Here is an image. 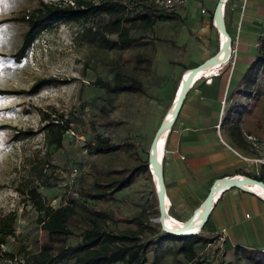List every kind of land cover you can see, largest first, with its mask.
Masks as SVG:
<instances>
[{
	"label": "rangeland",
	"instance_id": "1",
	"mask_svg": "<svg viewBox=\"0 0 264 264\" xmlns=\"http://www.w3.org/2000/svg\"><path fill=\"white\" fill-rule=\"evenodd\" d=\"M76 1L0 0V91L7 92L0 94V242H4L1 252L15 256L11 261L0 255V264H21L45 244L53 247V253L64 245L75 246L92 221L105 232L144 235L150 243L146 264H264V251L227 253L218 234L200 236L193 261L180 255L188 237L176 239L153 221L159 216V200L150 171L136 174L129 187L105 199L91 197L139 165L148 162L149 169L151 144L180 78L209 49V35L204 18L156 19L150 28L134 25L131 35L139 42L120 49L102 44L100 38L89 43L82 37L86 28H100L108 21L106 16H95L87 21H59L20 56L29 28L23 17L43 4L65 6ZM93 1H120L128 18L143 13L138 11L142 0ZM105 36L109 42L117 40L115 34ZM116 74L137 79L142 90L112 94L94 85L97 78L111 81ZM260 76L259 87L250 91L252 99H247L245 108L255 112L249 121L264 139V70ZM41 79L57 81L32 92ZM228 111L237 120L239 107L230 104ZM46 116L69 123L62 147L49 144ZM98 137L108 139L115 148L105 154L92 153ZM165 166L164 162L163 170ZM75 168L77 177L72 175ZM41 170L54 184L39 189L47 203L76 211L67 238H51L41 228L40 213L24 194L38 184ZM74 190L79 192L77 198L71 194Z\"/></svg>",
	"mask_w": 264,
	"mask_h": 264
},
{
	"label": "crops",
	"instance_id": "2",
	"mask_svg": "<svg viewBox=\"0 0 264 264\" xmlns=\"http://www.w3.org/2000/svg\"><path fill=\"white\" fill-rule=\"evenodd\" d=\"M218 3L190 0L183 10L166 15L204 18L209 49H204L206 53L202 52L200 62L191 69L219 49L218 33L212 25ZM226 24L233 38L239 32L235 62L224 64L217 75L200 77L188 90L167 144L163 171L168 214L173 212L171 216L180 223L187 222L204 204L217 180L239 175L262 176L260 181L264 182V139L250 124L255 112L245 108L247 99H252L250 91L259 87L262 78L263 71L257 69L263 54L264 0H230ZM230 104L239 107L237 120L235 113L228 111ZM247 135L256 137L257 146ZM256 194L241 187L226 189L199 235H223L227 253L233 255L237 251L244 255L264 251V197Z\"/></svg>",
	"mask_w": 264,
	"mask_h": 264
},
{
	"label": "trees",
	"instance_id": "3",
	"mask_svg": "<svg viewBox=\"0 0 264 264\" xmlns=\"http://www.w3.org/2000/svg\"><path fill=\"white\" fill-rule=\"evenodd\" d=\"M142 0V6L138 11L143 12L136 18H128V10L120 1H108L96 3L93 0H77L73 5H62L61 3L43 4L40 8L34 10L30 15L23 17L29 25L25 34L20 56L25 54L31 47L37 37L47 28L52 27L59 21L76 22L87 21L95 16H106L108 21L103 27H88L83 32L85 39L89 43H94L97 38L102 44L109 43L115 48L124 49L135 45L140 38L133 37L131 30L135 26L141 28H150L154 26L156 19H165L166 15H159L156 18L151 17L148 13L146 5ZM122 13L120 14V12ZM129 21L131 25H125L124 22ZM133 25V26H132ZM135 25V26H134ZM106 34L117 35V40L109 42ZM259 66L257 72L264 70V43L263 54L258 58ZM253 75V74H252ZM56 79H41L33 85L31 91L38 93L44 86L51 85ZM94 85L104 89L108 93L118 94L128 91L142 90L141 82L133 77H124L116 74L111 81L97 78ZM7 92L0 91V94ZM174 100V99H172ZM173 103V102H171ZM172 105V104H171ZM171 107V106H170ZM169 109V108H168ZM167 113V112H166ZM166 115V114H165ZM50 116H46L45 130L50 133L49 144L62 147L64 134L70 130L69 123L65 125L59 120H50ZM115 147L106 138L98 137L92 145V153L105 154ZM165 162V159H164ZM140 172H149L148 162L134 168L129 176L122 179H115L107 184L106 188L97 190L91 194L96 200L105 199L119 191L124 190L133 183V178ZM38 184L31 186L24 194L28 200L34 205L37 212L40 213L38 223L43 230H46L51 238L62 237L67 238L72 234L69 226L70 219L76 214L74 208L69 206H60L54 208L47 203L46 198L39 192L40 188H53L54 184L50 178H46V174L41 170L39 174ZM259 176L256 180H262ZM92 226L84 231L82 241L75 246H61L56 253H53V247L45 244L39 253L27 255L23 259L24 264H146L147 254L150 252L149 242H140L139 233L132 232L128 234H115L114 232H105L98 227L96 221L91 222ZM171 235V234H170ZM173 236V235H172ZM180 238V237H176ZM202 238L199 234L188 236V240L184 241L183 246L179 249L180 255H185L190 261L196 258L195 245ZM120 242V244H117ZM1 257L9 258L11 261L15 258L14 254L1 252ZM240 257V254H239Z\"/></svg>",
	"mask_w": 264,
	"mask_h": 264
},
{
	"label": "bare ground",
	"instance_id": "4",
	"mask_svg": "<svg viewBox=\"0 0 264 264\" xmlns=\"http://www.w3.org/2000/svg\"><path fill=\"white\" fill-rule=\"evenodd\" d=\"M222 41L223 42L226 41V37L224 35L222 36ZM229 53H230L229 49L225 50L221 55H219L217 58L213 59L212 62H210L208 65H199L198 66L199 68L201 66L202 67L200 70H198L199 72L197 74L191 75L192 70L195 68L188 70L186 72V74L181 78L179 87L181 85V82H182V84H185L186 81L188 83L190 82L188 89H187V92H188V90L194 86V84L199 80L200 77L211 76L213 74L214 75L219 74L221 67L224 65V63L226 62V60L229 56ZM179 87H178V89H179ZM178 89L175 92L173 103H174L175 99L177 101L178 96H179V98L181 96V93ZM177 92H178V94H177ZM173 103H172L171 107L169 108V110L167 111L166 115L164 116V119L169 120V121H166V123L163 124L164 123L163 122L164 119H163L161 126L159 127L162 129V134L160 136V139L157 143L156 148L154 149V151L152 153V157L156 160V162L160 163L162 166H164V159L166 156L167 144H168V140H169V137L171 135V132L173 129V124H174V123L171 124V121L175 122L177 119L176 109H175V105L173 106ZM150 156H151V153H150ZM150 172H151L152 177H153V182H154V186L156 188V191L158 190V192L161 193L160 176L157 173L156 167L153 163L151 164V171ZM235 183L240 184L241 186H245L246 188H249L251 191H253L257 194H261L264 197V185H262L260 183H256L254 181H249L248 178L240 177L239 175H237L235 178H232V177L224 178V179H222V182L218 185V187L214 191L213 199L209 203L204 202V204L199 208V212H197L195 220L193 222H191L189 225H187V222H185V223L178 222V220H176L175 218H173L171 216L172 214L171 215L168 214V212H169L168 210L170 208V203L168 202V198L166 195V209L164 210L165 211L164 216L163 217L161 216V224L163 223L162 225L164 226V228L168 229L169 231H171L173 233L181 234L184 236H191V235L198 234L200 229L202 228L204 222L206 221V218H207L209 212L213 208L215 201L219 198V196L221 195V193L224 190L229 189V186L231 184L234 185ZM161 196H162V194H161ZM159 218H160V213H159V216L157 218H154V220L159 221Z\"/></svg>",
	"mask_w": 264,
	"mask_h": 264
},
{
	"label": "built area",
	"instance_id": "5",
	"mask_svg": "<svg viewBox=\"0 0 264 264\" xmlns=\"http://www.w3.org/2000/svg\"><path fill=\"white\" fill-rule=\"evenodd\" d=\"M229 1L230 0H224V3L222 5L221 9H217V8H216L217 10L215 9V11L218 13V16L220 18V22L222 23V25L224 26V28L227 30V33H225L220 28L219 22H218L217 18L214 15H213V19H212V25L216 29L217 33H218L219 51L221 49H223L225 46L227 47L226 50L229 49V51H230L229 56H228V58H227V60H226V62L224 64H228V63H233L234 64L235 59H236V56H237V52H238V50H237V44H238V40H239V32H238L237 37L236 38H233L231 36V34L228 32V29H227V24H226V8H227V4H228ZM189 2H190V0H144L143 1V3L146 5V8H147L148 13L153 18H156L159 15L176 14L179 11L183 10L187 6V4ZM205 12H206V10L203 9L202 10V13H205ZM223 35L226 37V41L225 42L222 41V36ZM262 36H264V27H263V30H262ZM258 46H260V45L258 44ZM247 138L250 141H252L255 146H257L256 137H254L252 135H247ZM77 172H78V170L76 168L73 169V173H72V175H74L73 177H77V176H75V175H77ZM260 173L261 172H257V175H260ZM231 177L232 178H235L236 176H231ZM243 177H246L248 179H254L253 177H250V176H243ZM221 182H222V180H217L216 181V183L213 186V188H214L213 189V192L216 190V188L218 187V185ZM254 182L259 183L257 181H254ZM241 188L244 189L245 191H251L249 188H246L245 186H241ZM154 189H155L156 196L159 197V194L160 193L158 192V190L156 191V188H154ZM229 189H230V187H229ZM224 192H222V193H224ZM251 192H253V191H251ZM253 193H255V192H253ZM71 194H72V196L74 198H77L79 196V192L77 190L72 191ZM158 211L160 213V206H158ZM209 214H210V212H209ZM209 214H208V216H209ZM208 216L206 218V221L208 219ZM153 221L160 224L159 221H156L154 219H153ZM200 233H201V231L198 234H200ZM115 234H118V233H115ZM176 237H188V236L181 235V236H176ZM139 238H140V242L141 243H144L145 242V236L144 235H139ZM221 239L222 240L224 239L223 235L221 236ZM117 244H120V242H117ZM241 253L242 252H240V254ZM21 264H24V263L22 262Z\"/></svg>",
	"mask_w": 264,
	"mask_h": 264
},
{
	"label": "water",
	"instance_id": "6",
	"mask_svg": "<svg viewBox=\"0 0 264 264\" xmlns=\"http://www.w3.org/2000/svg\"><path fill=\"white\" fill-rule=\"evenodd\" d=\"M223 3H224V0H219V3H218V6H217V9H221ZM217 9H216V10H217ZM214 16L217 18V20H218V22H219V25H220V28H221L225 33H227V30L224 28V26H223L222 23L220 22V18H219L218 13H217L216 11L214 12ZM226 49H227V47L225 46V47H224L223 49H221L217 54H215V55H214L213 57H211L210 59L206 60V61H205L203 64H201V65H208L210 62H212L213 59L217 58V57H218L222 52H224ZM201 67H202V66H201ZM201 67H200V68L197 67V68L193 69L191 75H193V74H197V73L199 72L198 70H200ZM189 83H190V82H189ZM189 83L186 81L185 84H182V82H181V85H180V87H179V89H178V90L180 91V93H181V96H180V98H179V96H178L177 101H176V99H175L176 102L174 101V103H173V106L175 105V109H176V117L179 116L181 106H182L183 101L185 100V97H186V94H187V89H188ZM177 94H178V92H177ZM166 121H169V120L164 119V121H163L164 123H163V124H165ZM173 123H174V121H171V124H173ZM161 134H162V129L159 128V129L157 130V132H156V134H155V137H154V140H153V142H152V144H151V148H150L151 150H149V156H150V153H151V156H150V158H149V170L151 171V164L153 163V164L155 165V167H156L157 173L159 174V176H160V181H161V193L159 194V197H158V200H159V206H160V218H159V222H160V224H161V216H162V217L164 216V214H165V211H164V210L166 209V190H165V184H164V171H163V166H162L160 163L156 162V160L152 157V153H153L154 149H155L156 146H157V143H158V141H159V139H160ZM249 181H257V182L261 183L262 185H264V182L259 181V180H256V179H249ZM229 187H230V188H231V187H241V185H240V184H238V185H233V184H231ZM213 189H214V188H213ZM213 193H214V192H213V190H212V191L209 193L207 199L205 200V203H206V202L209 203V202L213 199ZM161 194H162V196H161ZM197 212H199V209L196 210V212L194 213V215H193V216L187 221V225H189L191 222H193V221L195 220ZM162 224H163V223H162ZM162 224H161V226H162V230L165 231L166 233H169V234L174 235V236H181V234L173 233V232L169 231L168 229L164 228V226H163Z\"/></svg>",
	"mask_w": 264,
	"mask_h": 264
}]
</instances>
